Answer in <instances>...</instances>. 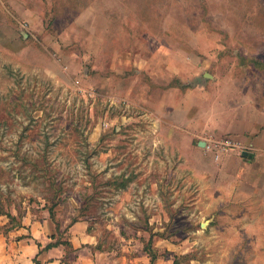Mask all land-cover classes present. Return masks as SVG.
I'll return each mask as SVG.
<instances>
[{
    "label": "rangeland",
    "instance_id": "obj_1",
    "mask_svg": "<svg viewBox=\"0 0 264 264\" xmlns=\"http://www.w3.org/2000/svg\"><path fill=\"white\" fill-rule=\"evenodd\" d=\"M26 213L264 264V0H0V217Z\"/></svg>",
    "mask_w": 264,
    "mask_h": 264
},
{
    "label": "crops",
    "instance_id": "obj_2",
    "mask_svg": "<svg viewBox=\"0 0 264 264\" xmlns=\"http://www.w3.org/2000/svg\"><path fill=\"white\" fill-rule=\"evenodd\" d=\"M0 264H175L142 249L118 256L98 248L85 222L65 225L54 216L0 217Z\"/></svg>",
    "mask_w": 264,
    "mask_h": 264
},
{
    "label": "trees",
    "instance_id": "obj_3",
    "mask_svg": "<svg viewBox=\"0 0 264 264\" xmlns=\"http://www.w3.org/2000/svg\"><path fill=\"white\" fill-rule=\"evenodd\" d=\"M148 254H150V253L148 252ZM150 256L152 257V259H156V256L153 255L152 253L150 254ZM175 264H176V262H175Z\"/></svg>",
    "mask_w": 264,
    "mask_h": 264
},
{
    "label": "water",
    "instance_id": "obj_4",
    "mask_svg": "<svg viewBox=\"0 0 264 264\" xmlns=\"http://www.w3.org/2000/svg\"><path fill=\"white\" fill-rule=\"evenodd\" d=\"M201 145H202V146H204V144H203V143H202Z\"/></svg>",
    "mask_w": 264,
    "mask_h": 264
}]
</instances>
